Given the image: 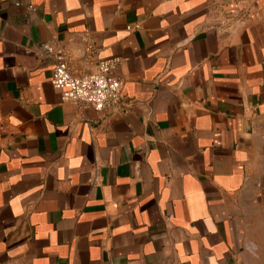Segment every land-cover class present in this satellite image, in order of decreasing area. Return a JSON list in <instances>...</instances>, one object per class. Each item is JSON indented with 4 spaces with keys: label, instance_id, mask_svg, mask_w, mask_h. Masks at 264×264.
Wrapping results in <instances>:
<instances>
[{
    "label": "crops",
    "instance_id": "obj_1",
    "mask_svg": "<svg viewBox=\"0 0 264 264\" xmlns=\"http://www.w3.org/2000/svg\"><path fill=\"white\" fill-rule=\"evenodd\" d=\"M0 264H264V0H0Z\"/></svg>",
    "mask_w": 264,
    "mask_h": 264
},
{
    "label": "built area",
    "instance_id": "obj_2",
    "mask_svg": "<svg viewBox=\"0 0 264 264\" xmlns=\"http://www.w3.org/2000/svg\"><path fill=\"white\" fill-rule=\"evenodd\" d=\"M41 51L53 59L49 81L53 88L59 90L61 100L90 106L97 111L121 105L123 80L115 74L121 61L119 56L99 60L94 71L75 74L61 49L45 42Z\"/></svg>",
    "mask_w": 264,
    "mask_h": 264
}]
</instances>
